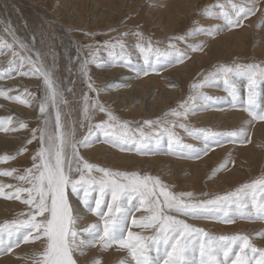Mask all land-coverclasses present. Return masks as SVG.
Instances as JSON below:
<instances>
[{"label":"rangeland","instance_id":"374dc122","mask_svg":"<svg viewBox=\"0 0 264 264\" xmlns=\"http://www.w3.org/2000/svg\"><path fill=\"white\" fill-rule=\"evenodd\" d=\"M174 1L97 0L98 7L100 9L97 7L95 10L96 12L94 11V14L91 15L95 16L102 11L109 13V16H112L110 19V22L112 23V26L109 28L110 30H108L106 27H101L99 29L101 31L105 30V32L97 33L90 39L88 37V33L79 32L77 34L78 37L76 36V39H73L71 36L66 34L67 32H65V30H63L57 24H53V20H55V18L58 19V17H60L62 20L67 19L60 14H55L59 13L57 11L62 6L66 5V1L62 2V0H43V4L35 8L36 11L39 12L37 13L33 8H31L29 2L26 0H0V40L2 37H4L2 35H10V28L17 35H21L20 37L26 42L30 43L32 38L35 40L34 49L40 56L42 55L41 58L43 57L42 59H44L43 61L45 68L47 70L49 69L48 71L51 70L50 72L53 74L52 77L54 76L53 80L55 86L58 87L61 92L63 102L59 103L58 106L60 108L63 121L69 129L73 130L72 117L77 119L78 141L83 140L84 137L87 136L89 141L95 140L93 145H101L105 147L106 150H114L115 152L125 156H135L144 160L149 157L170 158L174 161L173 163H169L165 161L163 162L161 160H155L154 163L149 164H138L134 162L129 163V161L122 164H112L107 161L106 165L109 167L108 169L129 173L136 172L141 175H151L153 177H157L164 185L167 186L169 191L177 195L190 192L193 194V196L186 199H190L191 202H198L232 192L245 183H250L254 180L264 178V122H254L249 125L248 129H240L235 127H230L227 129V127H225L224 129L222 128L219 130L216 124L210 126L195 119L197 118L196 115L198 114L200 115L211 112L218 113L227 109L231 112L242 113L246 116L245 119L249 121L250 117L248 116L247 112L239 106L241 103L246 106L248 84L247 77H238L235 79L236 87L239 92V99L237 102H235L237 106H234L232 98L228 95L226 90L227 86L224 84L225 77L223 75L219 76L210 84H207L203 88L199 89V91L205 93L206 95L214 97L213 101L205 103L199 99L194 101L189 100V97L194 96L197 91L192 88V85L194 83H201L204 76L215 72L221 66H233L235 64L249 63L264 66V0H256L255 13L243 19L239 27L231 28H229L226 21L223 20L221 13L224 11L232 13V5L234 4L237 6L251 7V0H201L195 12H193L191 15H188L187 18L182 19L179 23H175L171 28L172 32L166 34L168 27L160 24V18L168 17L174 12ZM32 15L34 16L32 17ZM41 15H43L45 19ZM175 15H179V13H175ZM234 18L235 17L233 16V19ZM99 20L100 19L98 16H96V18L93 17L90 19V21H94V24L97 22L95 25L102 26L104 22H102L103 20ZM204 20H206V23ZM22 21H26V25H28V27H26L24 23L22 24ZM67 21L68 19L64 22ZM251 21L252 24L255 23L252 27L254 29H252V34L245 39L243 47H218L217 49L213 48L212 50H209L208 54H206V44L208 40L217 37V35L222 32L225 33L232 31L234 33L240 34L243 29L250 25L249 23H251ZM16 29L18 31H16ZM27 29L30 31V33H28L29 31ZM39 29L41 32L38 31ZM111 29L115 31L113 33H106L107 31H111ZM1 31H3V33ZM96 31L97 28L93 27L92 33H96ZM46 32L50 33L47 34ZM138 32L140 35H137ZM129 39H132V42H130ZM118 40L125 44L126 54L130 56L131 62L134 66L133 68L125 67L119 62L118 54L120 49L118 46L115 49H109L105 45V42L110 41L111 43H116ZM89 41L91 43L90 45L93 44L92 46L97 48V52L99 51V55L96 57L100 58L99 56H101L102 58H100L101 60L95 59V61L92 59V61L95 62L96 67H100L102 69L107 68L105 65V61L107 60V62L109 61L110 63L107 69L122 70V74H126L125 78H129L131 80L143 78L144 80H147L150 77L149 79H152V81H149L148 83L150 85L156 86L155 90H153V92L155 91L154 93L156 95L154 96L155 100L158 99V95H160L161 90H163L162 85L164 83V79L162 76L164 74L179 68V66L181 67L184 64L195 61L203 55H206V58H204L202 62H196L195 65L190 67V77L188 79L180 82V85L176 83L174 85H170L167 88L170 91H176V94L174 98L168 101L171 107L168 108L164 114H160L158 116L157 114L150 115L144 111L136 112L135 107L127 103L122 105L115 103L110 106V110H112L115 115L118 114V117H116L122 122H127L130 128L134 131L137 127H144L146 132H155L157 129H149L147 126L143 125V121L157 120L162 118L166 121L175 120L178 124L184 123L190 130H193L197 134H199V130H207V132L210 134L216 133L215 136L209 135L207 139V143L210 145L207 153L201 154L197 157L194 151L184 149L183 154H181V149L175 145L172 148H169L167 137L163 138L159 144H157L154 139L152 144L149 145L143 152L137 151L135 147L131 145L122 150L120 147L109 143L104 135L95 126L100 122H107V113L110 111L101 112L98 107L93 106L101 104L100 100L103 99V90L101 89V86H105V84L100 86V84L96 83L95 86H93V88L96 90L93 91L88 87L89 84L82 75L76 78L78 73L77 69L80 70L77 64H79V60L81 61V54L75 45L77 42L85 44ZM138 43H143L145 46L151 43L153 48H159L162 53H168L166 56H161L159 61H156L155 57H153L154 67L158 68L159 71L150 70L147 75H138V72L146 67L143 63L142 54L136 47ZM173 45L175 46L174 48L171 47ZM39 48L40 50L38 51ZM0 49V59L3 58L2 56L7 50L11 52V59H5L2 60V62H9L8 65L17 64L18 66L13 69L16 71V73L18 72L17 76L20 75L21 71L28 72L24 71V68L27 65L24 64L25 66L21 68L23 65L19 64V60H21L19 53H17L15 56L13 55V50L16 49L15 45H12L11 49L6 47H2ZM109 50L113 51V56L108 55ZM44 54H46V56ZM181 54H186L185 59H183V61H178V56ZM50 55L52 57H49ZM53 55L58 59L52 60ZM32 57H34L33 59L37 61L35 56L32 55ZM0 77V91L4 90L6 93V95H0V101L2 100L6 103H10L16 109H28V105L22 103L21 101L32 98L31 92L24 89V91L19 89V86L15 85L14 83L8 86L5 85V82L14 78L12 74L8 75V73H6L4 75H0ZM24 77L26 78L27 76L24 75ZM229 79H231V77H229ZM115 84L121 85L122 88L125 86V83ZM145 85L146 84H144V86ZM9 89L14 90H10V92H8L7 90ZM31 89L33 90L34 88ZM257 90L261 94L258 97L259 101L264 103V84H260L258 81ZM75 92H77V96L74 99ZM16 96H19L20 100L11 98ZM87 97L88 114L86 116L84 113V106L86 105L85 100H87ZM40 99H42V96ZM185 101H187L189 105H194L196 110L189 111L186 117H175L169 114L172 110L178 109L179 105ZM138 102L140 105L143 103L142 100H139ZM139 104L137 107L140 106ZM52 109L53 108L49 104L48 112L51 113L53 119L55 111L53 109V115ZM228 116L230 118H234L238 115L234 113ZM5 118H11V122L6 123V127L8 128L10 124L13 123V132L22 133L25 130L28 133L26 141L20 146H16L12 142L8 145H0L2 146L0 148V157L4 155L15 157L14 159H11L7 162H0V170H17L11 177L0 176V183L5 185H13L12 188L5 187L4 191L12 192L14 191L15 187L27 186L23 182L17 180L16 176L23 174L25 169L31 167L32 157L39 147L38 139H32V130L42 127L43 122L40 124V122L38 123L36 120H19L10 114L0 115V120H4ZM90 121L94 122L92 127L90 125ZM21 123L26 124L27 127L21 128ZM173 130L179 137L182 144L192 145L194 149L197 150L204 147L205 140L202 135L199 139H197L194 135H189L188 132H186L183 128L175 127ZM233 131L247 132V137L241 135L237 138L227 135V133ZM5 133V130L0 129V136H4ZM38 136L39 133L37 132V137ZM29 140H32V143L29 144ZM240 140H250V142L240 143ZM78 147L81 148L82 146ZM22 148H26L27 150L21 152ZM92 162L93 164L105 163V161L102 159L95 157L92 159ZM94 175L98 176L100 174L94 173ZM0 199L3 201L6 200L5 202H7V204L10 206L9 209L0 211V225H3L5 222H12L14 220L27 218V206L21 201L11 198L5 199L4 197H0ZM75 200H77L76 197ZM260 201L261 194L258 192L257 202ZM247 203L249 207L245 209V211H252L254 215L255 209L251 207L253 203L251 200V195H249ZM133 204H138V201H133ZM76 205L79 209L78 211L76 208L74 209L76 213L82 217V219H80L78 222V228L82 229L97 221L98 218L92 213L88 212L78 200ZM132 214L139 217L145 213L143 210L136 211L133 208V211L130 213L129 217L130 227V219ZM180 218H184L190 224L203 228L210 234L216 236L247 234L251 237L252 243L255 246L258 248H264V238L258 237L256 235V233L264 231V220L256 218L241 219L239 215H237L234 223L226 224L214 219H198L192 217ZM131 230L134 232H141L142 234L146 235H150L154 231L142 230L136 227H131ZM34 244L40 245V242L36 241L34 243L21 244L19 247L14 248L11 253L0 254V261H2L3 257L10 256L13 252L24 250L25 248ZM39 248L40 246L35 250L30 249V253L23 255L22 264H32L31 260L24 259L23 257L31 256L32 253L38 251ZM154 254L155 253H153V255ZM75 255L78 258L80 264H92L93 260L97 259L101 261V264H121L122 261L131 260L127 250L119 249L116 245H113L107 249H103L97 244L90 249H85L83 255H81L80 252H76ZM3 263L4 262H0V264Z\"/></svg>","mask_w":264,"mask_h":264},{"label":"snow or ice","instance_id":"6c2138e0","mask_svg":"<svg viewBox=\"0 0 264 264\" xmlns=\"http://www.w3.org/2000/svg\"><path fill=\"white\" fill-rule=\"evenodd\" d=\"M251 4V7L234 4L232 13L227 11L221 13L229 28L239 27L243 19L255 13L256 0H251ZM20 44L22 48H27L23 42ZM105 45L109 49L118 46L119 62L125 67H134L122 41L118 40L115 44L108 41ZM0 46L12 47L2 40ZM136 47L142 54L146 66L138 72V75H147L150 70L159 71L154 67L153 57L159 61L161 56H166L168 53L153 48L151 43L146 46L138 43ZM13 55L17 53L13 52ZM108 55L113 56V51L109 50ZM185 56L186 54L179 55L178 61H183ZM21 61L32 65L28 72H22L21 75L43 76L45 90L39 107L43 115V125L32 130V139H38L39 147L32 157L31 167L16 176L17 180L27 186H18L12 192H5V187L12 188L13 185L0 183V197L19 200L27 206V218L0 225V254L11 253L21 244L39 241V250L33 252L31 256L23 257L31 260L32 264H77L74 254L80 252L83 255L85 249L97 244L103 249L116 245L119 249L127 250L131 260L122 261L121 264H264V248L255 246L249 235L216 236L180 218L214 219L226 224L234 223L237 215L241 219L264 220V178L245 183L232 192L214 198L191 202L186 198H191L192 193L177 195L169 191L157 177L136 172L114 171L89 163L83 160L78 152V146H87L88 137L78 141L74 130L69 129L63 121L58 106L63 102V98L60 90L55 86L52 73L46 71L43 64L37 67L31 57H21ZM8 75H11V72ZM221 75L225 77L224 84L234 106H237L235 102L239 99L235 79L247 77L246 106L242 103L239 106L250 117L249 125L257 121L264 122V103L259 101L258 97L261 94L257 90L258 81L264 84V66L258 64L219 67L215 72L204 76L201 83L192 85L197 91L194 96L189 97V100L199 99L205 103L213 101L214 97L206 95L199 89ZM88 87L93 91L96 90L92 84ZM0 95L6 93L0 91ZM11 98L20 100L19 96ZM21 102L29 103L28 100ZM49 104L55 110L54 122L51 113L48 112ZM93 106L98 107L101 112L106 111L102 105ZM195 110L194 105H189L185 101L169 114L186 117L189 111ZM84 111L87 116L88 108L86 107ZM107 115L108 121L100 122L95 127L109 143L122 150L131 145L137 151L143 152L154 139L159 144L167 137L169 148L175 145L181 149V154L184 149H188L194 151L198 157L207 153L210 147L207 143L209 135H216V133H208L207 130H199L197 134L184 123L178 124L175 120L166 121L162 118L143 121V125L149 129H157L155 132H146L144 127H137L134 131L127 122L120 121L111 112ZM10 122L11 118L0 120V129L7 131L6 123ZM20 127L25 128L27 125L21 123ZM175 127L183 128L197 139L202 135L205 140L204 147L197 150L192 145L182 144L173 130ZM227 135L237 138L241 135L247 137V132L233 131ZM239 142L246 143L250 140ZM28 143H32V140ZM26 150L22 148L21 152ZM14 158L4 155L0 157V162ZM16 171V169L0 170V176L11 177ZM258 192L261 194L260 202H257ZM249 195L253 202L251 207L255 209L254 215L252 211H245L249 207L247 203ZM70 196H75L88 212L98 218L97 221L82 229L78 228V222L82 217L76 213L70 202ZM133 201H138V204H133ZM133 208L136 211L143 210L145 214L139 217L132 214L131 227L154 230L152 234L146 235L131 230L129 217ZM256 235L264 238V231ZM92 264H101V261L93 260Z\"/></svg>","mask_w":264,"mask_h":264},{"label":"bare ground","instance_id":"6f19581e","mask_svg":"<svg viewBox=\"0 0 264 264\" xmlns=\"http://www.w3.org/2000/svg\"><path fill=\"white\" fill-rule=\"evenodd\" d=\"M26 1L29 2L31 8H33L35 11H36L35 8H37L39 5L43 4V0H26ZM65 1L67 2V3H65L66 5L63 4L64 6H62L57 11L59 13H55V14L56 15L60 14L64 17H66L68 19V21H67L68 23L64 22L67 19L62 20V18L58 17V19L55 18V20H53V24H57L59 27H61L63 30H65V32H67L66 34L71 36L73 39H76L75 38L76 36L78 37L77 34L79 32L88 33L89 34L88 37L90 39L91 37H94L97 33L105 32V30L101 31L99 29L101 27H106V28H108V30H110L109 28L112 26L110 19L112 18V16H109L110 15L109 13L102 11L99 14H96L95 16L91 15V14H94V11L98 7L97 0H62V2H65ZM200 1L201 0H177V1L175 0L174 1V10H173L174 12L171 15H169L168 17L160 18L161 19L160 24H163L165 27L166 26L168 27V31H166V34L172 32L171 28L174 26L175 23H179L182 19L187 18L188 15H191L193 12H195ZM98 9H100V8L98 7ZM107 9H108V7H107ZM20 12H21V10H20ZM37 13H39V12H37ZM175 13L176 14L179 13V15H175ZM33 16L34 15H32V17ZM41 16L45 19V17L43 15H41ZM96 16H98L100 20H103L102 22H104V23L102 26L95 25L97 23V22L95 24L93 23L95 20L90 21L91 18H93V17L96 18ZM205 21L206 20H204V22ZM30 22H31V20H30ZM23 23L25 24L26 27H28V25H26V21H22V24ZM249 24L250 25H248L247 28L243 29L240 34L234 33L232 31L231 32L228 31L225 33L222 32L219 35H217V37L208 40L207 44H206L207 45L206 46V54H208L209 50H212L213 48L217 49L218 47H229V46H233L236 48L243 47L245 39L252 34V29H254L252 27L255 23L252 24V21H251V23H249ZM92 26L97 28L96 33H92V28H93ZM33 27H36V26H33ZM44 27H45V25H44ZM80 30H83V31H80ZM16 31H18V30L16 29ZM38 31L41 32L40 29ZM114 31L115 30L111 29V31H107L106 33H113ZM1 32L3 33V31H1ZM8 32H9V30H8ZM10 32H9V34H10L9 36L8 35H2L4 37H2L1 40L7 42L10 45H13V46L15 45L16 49H14L13 51L15 53H19L20 58L21 57H31V59L36 63L37 67H39L41 64H43V66H44V61H43L44 59H42L43 57L41 58L42 55L40 56L38 54V52L34 49V46H35L34 41L35 40H33V38H32L31 41L29 40L30 41V43H29V42H26L24 39H22L20 37L21 35H19V34L17 35L15 32H13L11 30V28H10ZM52 32H54V31H52ZM28 33H30V31ZM46 33L48 34L50 32H46ZM261 33H263V32H261ZM43 35H45V34H43ZM34 37H36V36H34ZM36 38H34V39H36ZM132 39H129L130 42H132ZM20 42H23V44L27 45V48L26 49L22 48ZM38 43H37V45H38ZM90 44L91 43L89 41V42H86L85 44L77 42L75 45L77 50L81 54L80 55L81 61L79 59H77V60H79V64L81 63L80 66H79V64L76 63L77 66L80 68V70L77 69L78 73H77L76 78L82 75L83 78L86 80V82H88V84H92V86H95L96 83L100 84V86L102 84H105V86H101V89L103 90V93H102L103 99L100 100L101 104H99V105H102L106 111H110L114 116H117V117H118V114L115 115V113L112 112V110H110V106H112L115 103L116 104L118 103L120 105L126 104V103L130 104L131 106L135 107L136 112L144 111L150 115H153V114L156 115L157 114L158 116L160 114H164L167 111V109L171 107V105L169 104L168 101L170 99L174 98L175 94H176V91H173V90L170 91L167 88L170 85H174L176 83L178 85H180V82L188 79L190 77V67L195 65L196 62H198V63L202 62V60L204 58H206V55L205 56L203 55V56L199 57V59L192 61L188 64H184L181 67L179 66V68H176L172 71L170 69L171 72H168L162 76V78L164 79L163 85L161 84L163 87V90H161L160 95H158V99L155 100L154 96H156V95L154 93L155 91L153 92V90H155L156 86L150 85L148 83L149 81H152V79H149L150 77L147 80H144L143 78H141V79L137 78L135 80L125 78L126 74L124 73V75H123L122 70H113V69L109 70V69H107L108 65L110 64L109 61L107 62V60L105 61L106 62L105 65L107 66V68L102 69L100 67H96L94 61H95V59H100L101 56H99L100 58L96 57L97 55H99L98 54L99 51L97 52V48H94L92 46L93 44L92 45H90ZM113 44H115V42ZM39 46H41V45H39ZM0 48H2V46H0ZM9 49H11V48H9ZM39 50H40V48L38 49V51ZM10 53L11 52H9L7 50L4 53V55L2 56L3 58L0 59V75H4L6 73L11 72V74L14 78L12 80H8L7 82H5V85L8 86V85L14 83L15 85L19 86V89H22V90L24 89V90L30 91L32 98H28L29 103H27L28 109H26V110H20L19 108H17L18 109L17 110L12 104L6 103V102L1 100L0 101V115H5V114L9 115L10 114V115L14 116V118L19 119V120L20 119H23V120L30 119L32 121L36 120L38 123L40 122V124H41L43 122V115L40 113L39 107H40V103L42 102V99L44 96V90H45V85L43 83V76L42 75H30L29 74V75H26L27 77L25 78L24 75H21L22 71L20 72V75L17 76L18 72L16 73V71L13 70L14 68H16L18 66L17 64L8 65L9 62L8 63L2 62V60L11 59L10 57L12 55L10 56ZM93 54H95V56H93ZM32 55L35 56L36 59L39 56V60L35 61L33 59L34 57H32ZM44 55L46 56V54H44ZM49 57H52V56L50 55ZM57 59L58 58L54 57V55H53L52 60H57ZM92 59H94V61H92ZM19 61H20L19 64L23 65V66L20 65L21 68L24 67L25 65H27V66H25L24 71H29V69L32 68L31 64L22 63L21 60H19ZM38 63H39V66H38ZM8 67H10V68H8ZM44 68H45V66H44ZM45 70L48 71L49 69L47 70L45 68ZM122 77H124V78H122ZM115 83H120V84L125 83V86H123V88H122L121 85H116ZM144 84H146V85L144 86ZM31 88H34V89L36 88V89L32 90ZM10 90H14V89H9L7 91L10 92ZM2 91L5 92L4 90H2ZM41 96H42V99H40ZM76 96H77V92H75L74 99ZM139 100H142V102H143L141 105L138 102ZM87 103H88V97H87V100H85L86 105L84 106V110L86 107H88ZM138 104L140 105L139 107H137ZM125 106H127V105H125ZM143 108H146V109H143ZM52 112H53V109H52ZM84 113H85V111H84ZM234 113L237 114L238 116L234 117V118H230L228 116V115L234 114ZM53 115H54V112H53ZM196 116H197V118H195ZM196 116L194 117L195 119L199 120L200 122L202 121V122L206 123L207 125L212 126L213 124H216L218 126L217 128H219V130H221L222 128L224 129L225 127H227V129L230 127L231 128L235 127V128H240V129H248V127H249V123H248V120L245 119L246 118L245 115H243L242 113H238V112L237 113L231 112L227 109L222 110L218 113L211 112V113H204V114H200V115L198 114ZM53 119H54V117H53ZM72 123H73V130H74L75 138L78 140L77 119L72 117ZM16 124H17V122H16ZM90 125L92 127V125H94V122L90 121ZM7 129L8 130L6 131L5 135L0 136V145H3V144L8 145L9 143L12 142L16 146H20L23 142L26 141V138L28 135L27 131H25V130L23 132L21 131L22 133L13 132V129H14L13 123H11ZM94 141L93 140L89 141V139H88L87 146L86 147L82 146L81 148L78 147V152H79V155L83 158V160H85L89 163L93 164L92 159H94V157L98 158V159H102L103 161H105L104 164H100V163L96 164L95 163L96 165H98L100 167L109 168L106 165L107 161H109L112 164H122V163H127V161H129V163L134 162V163H138V164H140V163L141 164L142 163H148L149 164V163H154L155 160H157V161L161 160L163 162L165 161V162H169V163L174 162L170 158H150L149 157V158L144 160V159H141V158H138L135 156H125V155H122L120 153L115 152L114 150L108 149L109 150L108 151V150H106L105 147H103L101 145L100 146L93 145ZM1 147L2 146H0V148ZM188 164H190V163H188ZM5 201L0 199V211L10 208V206ZM70 202L73 204V207L76 208V210L78 211L79 208L76 205L77 200H75L74 196H70ZM249 228H252V227H249ZM247 229H248V227H247ZM39 246H40L39 244L38 245L34 244V245H31V246L25 248L24 250L15 251L12 253V255L3 257L2 261H0V262H4L3 264H22V261H23L22 256L30 253V249L35 250ZM74 258L77 260V264H80V262H79V260L75 254H74Z\"/></svg>","mask_w":264,"mask_h":264}]
</instances>
